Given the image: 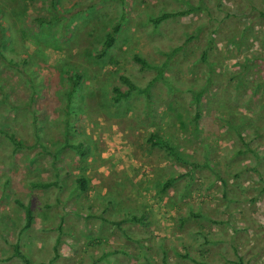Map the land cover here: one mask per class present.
<instances>
[{
    "label": "rangeland",
    "instance_id": "obj_1",
    "mask_svg": "<svg viewBox=\"0 0 264 264\" xmlns=\"http://www.w3.org/2000/svg\"><path fill=\"white\" fill-rule=\"evenodd\" d=\"M48 2L0 0L20 61L0 59V264H23L15 244L32 264H264V0H54L61 19L39 29ZM177 46L149 103L113 100L120 75L142 88L156 73L133 54L161 64ZM68 67L83 72L70 115ZM48 178L61 186L32 182Z\"/></svg>",
    "mask_w": 264,
    "mask_h": 264
},
{
    "label": "trees",
    "instance_id": "obj_2",
    "mask_svg": "<svg viewBox=\"0 0 264 264\" xmlns=\"http://www.w3.org/2000/svg\"><path fill=\"white\" fill-rule=\"evenodd\" d=\"M48 5L50 6L51 10L53 11V15L51 16H46V15H40V16H36L33 17V22L37 23V27L39 29H44L47 25L52 24L54 21H59L62 17V14L59 11H55L54 7V0H48ZM193 10H196V7L193 6L189 9H177V10H173V11H164L162 12L160 15L156 16V17H150L149 21L157 26L159 25L161 22H163L164 20H167L169 18H173L176 16H182V15H186L188 13H191ZM121 28V23L120 22H116L111 30L107 31L102 39V48L100 50V52L97 54V56L99 58L103 57V56H107L109 50L114 46L115 42H116V34L119 32ZM4 31V27L1 25L0 22V59L4 62H6L7 64L11 65V66H18V63L20 61H16L14 57H9V55H7L9 53L7 46H4V42H5V37L3 34ZM41 31V30H40ZM42 32V31H41ZM182 46H177L174 47L173 49H171L170 52L166 53V59L165 61H163L161 64H150L145 58H143L142 56H140L139 54L135 53L133 54V59L140 65V69L144 70V69H152L154 70L156 73L155 75L147 82V84L144 87H138L137 85L133 84L125 75H120L119 77L127 82L129 84V87L127 90L125 91H119L118 95H114L113 96V100L115 102H120L122 101V98L124 100L128 99L127 95L128 93L132 92V91H136L138 93L143 94L146 97L147 102H150L151 99V95L149 93V89L150 87L157 81L159 80H164L166 79L164 77V71L167 67L168 61L171 59L172 55L178 51L179 49H181ZM23 61H25V59H22ZM109 60H112V57L109 58ZM22 61V62H23ZM211 71V69H210ZM83 78V72L79 69H74L72 67H68L66 69V80L68 83V88L65 91V95H66V113H68V115H70L71 113V108H73V100L75 99V96L77 95L79 89H80V83H81V79ZM114 89L117 91L119 90V87L115 86ZM64 90H62L63 92ZM205 91V88L201 87L199 90H197L196 92H194V101L197 105H200L201 102V97L203 95ZM199 119H200V113L197 110L195 112V115L193 116V122H194V130L196 131L198 128V124H199ZM71 125L73 126V124L71 123ZM68 124L67 122V126H71ZM69 130H66V133ZM11 139L13 140V142H15V144L19 145L20 143L17 142L16 140L13 139L12 134L10 135ZM148 141L152 144V145H158V146H167L169 152H173V147H170V145L166 142H162L159 139V135L157 134V132L152 131L150 136L147 138ZM73 149H75L77 151V153L79 154L80 157H84L87 153V145L84 144L81 140H79L78 138H76L75 140H72L71 142L68 143ZM173 181L172 177L168 178L165 182L164 185L168 186L170 185V183ZM34 182V185L36 186H41L44 188H48L51 186H56V187H60L61 184L59 183V181H56L54 179H38L37 181H32ZM77 182V186L79 189H81L82 191L87 189V182L86 179L84 177H80L76 179ZM17 203L23 207L25 209L26 212V216H27V220L28 223L31 222L32 220V211L31 208L27 205H25L21 200L16 199ZM132 220H138V218L136 216H132L131 217ZM59 237H57V242L59 241ZM14 253L13 255L15 257H19L23 264H32V262L30 261V259L28 258V256L24 253H22L19 249L18 244L14 245ZM56 250V246L54 247ZM36 264H49L47 262H39Z\"/></svg>",
    "mask_w": 264,
    "mask_h": 264
}]
</instances>
